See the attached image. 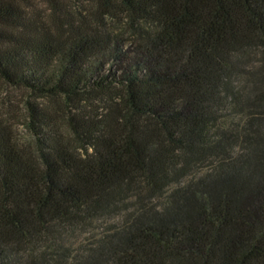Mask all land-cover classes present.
<instances>
[{
    "label": "trees",
    "instance_id": "1",
    "mask_svg": "<svg viewBox=\"0 0 264 264\" xmlns=\"http://www.w3.org/2000/svg\"><path fill=\"white\" fill-rule=\"evenodd\" d=\"M96 4L0 0V264H264V0Z\"/></svg>",
    "mask_w": 264,
    "mask_h": 264
},
{
    "label": "rangeland",
    "instance_id": "2",
    "mask_svg": "<svg viewBox=\"0 0 264 264\" xmlns=\"http://www.w3.org/2000/svg\"><path fill=\"white\" fill-rule=\"evenodd\" d=\"M33 4L38 9H46L50 7V0H32ZM62 8L63 13H73L79 15L81 12L82 15H85L86 18L97 25H107L114 29H118L122 25H127L124 14L117 12V14H107L102 16L100 8L96 5V0H57ZM47 12V11H46ZM28 90L24 87L14 86L9 83H6L0 78V113L4 118L11 124L13 128V133L18 140L19 144L30 151L35 150L34 136L30 129L28 128L26 122V109L25 102L29 98ZM31 100L43 103L44 101L48 102L57 116V121L61 130L69 135V123L67 121V107L58 101H54L52 98H35L30 97ZM107 217V216H106ZM104 219V218H103ZM104 221V220H103ZM100 222L101 220H96L91 226L90 230H93L95 233L100 231ZM87 232H83L78 237L81 240L85 237Z\"/></svg>",
    "mask_w": 264,
    "mask_h": 264
}]
</instances>
